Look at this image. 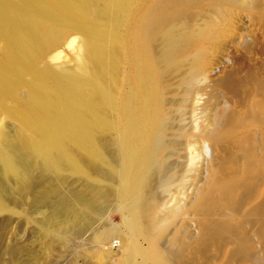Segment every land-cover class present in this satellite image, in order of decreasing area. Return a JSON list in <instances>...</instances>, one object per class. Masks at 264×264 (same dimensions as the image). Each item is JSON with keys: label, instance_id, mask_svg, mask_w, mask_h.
<instances>
[{"label": "bare ground", "instance_id": "bare-ground-1", "mask_svg": "<svg viewBox=\"0 0 264 264\" xmlns=\"http://www.w3.org/2000/svg\"><path fill=\"white\" fill-rule=\"evenodd\" d=\"M202 1L0 0V211L7 194L34 193L28 204L38 216L30 210L27 219L38 225L49 251L70 236L64 227L69 231L88 217L93 226L95 214L113 207L122 229L104 224L95 235V250L103 254L100 242L122 235L123 251L113 264L198 261L215 231L210 209L233 197L237 179L212 163L195 196L184 193L167 208L172 222L177 212L188 211L195 232L182 242L176 228L170 248L160 241L164 225L155 212L162 193L154 192V181L178 147L167 96L172 74L180 70L178 52L201 46L189 64L202 72L208 64L204 30L171 22ZM222 1L227 16L229 0ZM243 132L229 118L228 127L202 140L201 157L205 144L218 156L227 137ZM193 162L190 150L189 170Z\"/></svg>", "mask_w": 264, "mask_h": 264}, {"label": "rangeland", "instance_id": "rangeland-1", "mask_svg": "<svg viewBox=\"0 0 264 264\" xmlns=\"http://www.w3.org/2000/svg\"><path fill=\"white\" fill-rule=\"evenodd\" d=\"M225 4L203 0L181 16V21L171 22L181 28L185 25L183 29L189 31L204 30L208 64L205 72L189 64L201 46L178 52L181 66L172 74L175 77L167 96L170 132L180 136H175L178 147L169 158L170 166L154 181V192L162 193L155 220L164 225L160 241L165 247L172 246L176 228L182 242L187 234L195 235L189 229L188 211L177 212L172 222L166 219L167 208L183 200L184 193L195 196L196 188L209 179L210 165L220 164L237 179L235 191L231 199L210 209L208 220L215 231L202 245L198 261L191 264H264V0H229L230 12L223 16ZM71 49L64 50L68 57ZM229 118L230 123H240L244 134L238 139L227 137L218 156L205 144L202 158V140L208 133L228 127ZM190 150L194 155L191 170ZM22 192L7 194V208L0 211V264H30L33 260L42 264H113L122 253L120 233L100 242L106 254L95 250V235L104 224L122 229L121 214L113 207L95 214L93 226L88 225V217L69 231L64 227L62 231L70 236L49 251L40 242L38 225L27 219L30 210L38 216L32 207L34 193L25 197Z\"/></svg>", "mask_w": 264, "mask_h": 264}]
</instances>
